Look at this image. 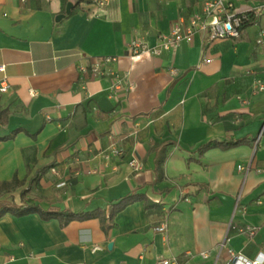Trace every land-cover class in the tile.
Returning a JSON list of instances; mask_svg holds the SVG:
<instances>
[{"label":"crops","instance_id":"crops-1","mask_svg":"<svg viewBox=\"0 0 264 264\" xmlns=\"http://www.w3.org/2000/svg\"><path fill=\"white\" fill-rule=\"evenodd\" d=\"M102 1L0 0V79L12 86L0 93V135L19 129L0 143V183L21 181L0 204L22 203L27 190L45 211L104 210L69 221L4 213L0 264H233L221 248L227 237L256 258L264 252V0H234L239 12H256L239 37L198 31L168 50L161 35L201 14L203 0ZM136 40L146 50L133 58ZM105 56L117 57L113 75L98 76L91 65ZM227 138L245 142L195 161L200 145ZM130 194L147 200L109 217ZM162 224L167 231L154 230ZM245 225L256 233L240 236Z\"/></svg>","mask_w":264,"mask_h":264},{"label":"built area","instance_id":"built-area-1","mask_svg":"<svg viewBox=\"0 0 264 264\" xmlns=\"http://www.w3.org/2000/svg\"><path fill=\"white\" fill-rule=\"evenodd\" d=\"M104 3V0L101 2ZM246 19V12H239L236 10L234 0H203L202 13L194 15L188 24L184 22L177 23L169 33L162 34V47L163 49H171L177 46L183 40H191L194 34L198 31L205 32L208 37L214 39L218 37H239L241 34L240 26ZM263 36V35H262ZM261 41V40H260ZM132 46L135 47V51L132 53L133 58H137L140 53L146 50L145 45L138 40L132 42ZM156 54H160L162 49H155ZM117 61L116 56H105L97 61H94L91 65L92 71L98 76L113 75L112 64ZM5 66L0 65V71H4ZM115 82L113 87L118 88L121 83V77L114 76ZM11 84L6 77L0 79V93H6L11 89ZM260 90L264 89V86H259ZM33 94H36L33 90ZM113 152L120 154L117 148H114ZM130 166L140 171L143 168L142 163L139 160L131 159ZM239 169H245L244 166H239ZM240 199V198H239ZM239 206V200L237 201L235 210L237 211ZM237 227V226H236ZM157 232L167 231V225L162 224L154 227ZM237 232L242 237H251L256 231L257 227L251 225H245V227H237ZM228 247V255H230V261L233 264H264V252H260L254 259H249L242 255L240 252L234 250L232 246H229V237H227L221 244V248ZM202 256H206L207 252H203ZM159 264H182L179 257L175 258H163Z\"/></svg>","mask_w":264,"mask_h":264},{"label":"trees","instance_id":"trees-1","mask_svg":"<svg viewBox=\"0 0 264 264\" xmlns=\"http://www.w3.org/2000/svg\"><path fill=\"white\" fill-rule=\"evenodd\" d=\"M256 12L255 11H247L246 12V19L242 22V25L240 26V30L243 29L244 27L252 24L255 19H256ZM2 111H0L1 114ZM2 116H0L1 118ZM19 131L18 130H14V132H12L9 135H0V143L1 141H5V140H9L12 138H15V134ZM242 142H245V139H241V140H233L232 138H227V139H213L211 141L205 142L202 145L199 146V148L197 149V158H195V161L197 163H200L202 160V156L204 155V153L206 151H208L209 149H212L213 147H219L221 149L227 150L230 147L233 146H238L241 145ZM163 162L164 159L163 158H158L157 160V172H159L160 174L162 173L163 170ZM37 180L34 179L33 182H35ZM20 180L17 177H14L12 182H8V181H4L2 183H0V193L2 191H10L13 188H16L17 185L20 184ZM26 191L24 190L22 191V203L20 204H15L14 202H10V201H3V203L0 204V216H2L4 213L6 212H13L15 214H28L31 212H38L40 213L44 218H48V217H61L66 219L65 221H69V220H74V218L77 219H88V217H97V216H101L102 213L104 212V210L102 209H96L94 211H88V212H70V211H50V210H44L42 206H40L35 199L31 198H27L26 197ZM134 200H147V197L145 195L142 194H130V196L127 197H123L121 199H119L116 204H113L112 207L110 208V213H109V217H113L118 211H120L121 209H123L125 206L129 205L131 203V201Z\"/></svg>","mask_w":264,"mask_h":264},{"label":"water","instance_id":"water-1","mask_svg":"<svg viewBox=\"0 0 264 264\" xmlns=\"http://www.w3.org/2000/svg\"><path fill=\"white\" fill-rule=\"evenodd\" d=\"M72 4H69L68 5V7H67V10H66V13L67 14H70L71 13V8H72ZM63 17H65V14H60V15H58L57 16V20L56 21H58V20H61ZM112 244H109V246H111ZM112 247V246H111Z\"/></svg>","mask_w":264,"mask_h":264}]
</instances>
